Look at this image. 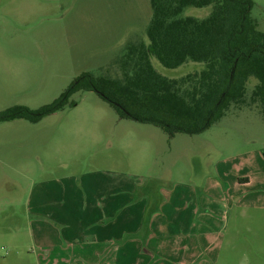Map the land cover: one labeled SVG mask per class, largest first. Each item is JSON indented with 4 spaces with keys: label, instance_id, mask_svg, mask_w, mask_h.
<instances>
[{
    "label": "rangeland",
    "instance_id": "rangeland-1",
    "mask_svg": "<svg viewBox=\"0 0 264 264\" xmlns=\"http://www.w3.org/2000/svg\"><path fill=\"white\" fill-rule=\"evenodd\" d=\"M251 1L264 33V0ZM151 16L149 0H0V112L50 105L83 74L119 78ZM151 62L170 79L202 70ZM256 84L194 135L121 119L85 91L36 124L0 123V264H264Z\"/></svg>",
    "mask_w": 264,
    "mask_h": 264
},
{
    "label": "trees",
    "instance_id": "trees-1",
    "mask_svg": "<svg viewBox=\"0 0 264 264\" xmlns=\"http://www.w3.org/2000/svg\"><path fill=\"white\" fill-rule=\"evenodd\" d=\"M152 16L146 42L125 44L114 63L119 78L83 74L53 103L32 111L14 106L0 112V123L16 119L31 124L61 111L77 91L94 92L119 118L150 124L169 137L194 135L218 122L232 105L246 104L247 83L257 84L249 104L264 108V33L251 17V0H149ZM188 7H211L203 19L182 17ZM187 63L202 70L180 79L159 74Z\"/></svg>",
    "mask_w": 264,
    "mask_h": 264
}]
</instances>
